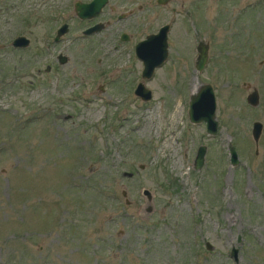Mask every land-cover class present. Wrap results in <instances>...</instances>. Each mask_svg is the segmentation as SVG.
I'll return each mask as SVG.
<instances>
[{"label": "rangeland", "instance_id": "374dc122", "mask_svg": "<svg viewBox=\"0 0 264 264\" xmlns=\"http://www.w3.org/2000/svg\"><path fill=\"white\" fill-rule=\"evenodd\" d=\"M65 2L0 0V264H264V0H109L91 19ZM165 23L168 57L143 79L134 43ZM202 83L214 135L188 117Z\"/></svg>", "mask_w": 264, "mask_h": 264}, {"label": "water", "instance_id": "95a60500", "mask_svg": "<svg viewBox=\"0 0 264 264\" xmlns=\"http://www.w3.org/2000/svg\"><path fill=\"white\" fill-rule=\"evenodd\" d=\"M108 0H90L88 2L84 1H76L74 5L75 13L80 18H92L99 14L102 7L107 3ZM167 0H157L158 3H165ZM103 22H96L86 28L83 29L82 33L85 35L91 34L93 32L99 31L104 27ZM169 24L165 23L161 25L156 32H152L147 34L144 38L140 39L136 42L134 46L136 56L142 61L143 69H142V77L150 78L155 68L162 65V63L168 57V31ZM69 29L68 22H62L60 26L56 29V33L54 35L53 40L58 41L61 36L66 33ZM127 34L125 32L122 33L121 39L125 40L127 38ZM30 42L29 38L20 34L13 38L11 44L16 47H25ZM197 55L195 59V68L197 70H201L208 58V44L203 40H199L197 45ZM59 61L65 62L67 60V56L61 53L58 54ZM46 69H49V65H47ZM135 94H137L143 100H148L152 97V91L148 88L145 83L140 81L135 87ZM246 100L250 105H256L259 101V93L256 87L248 93L246 96ZM216 110V99L213 86L210 83H202L198 89L191 94L189 99L188 106V117L191 122H200L205 121L206 131L207 133L214 135L218 130V120L215 114ZM262 122L259 120H255L252 123V137L255 142L258 141L259 136L262 131ZM229 158L231 164L239 163V158L236 149L234 146L229 143ZM205 151L206 146L204 144L199 145L196 151V155L194 157L193 167L195 169H199L205 159ZM130 174V173H129ZM124 194V193H123ZM145 195H149L150 192L148 189L144 190ZM150 206H148L149 209ZM206 246L211 248V244L206 242ZM237 248L232 247L230 251V255L234 260L238 259Z\"/></svg>", "mask_w": 264, "mask_h": 264}, {"label": "flooded vegetation", "instance_id": "af4514ba", "mask_svg": "<svg viewBox=\"0 0 264 264\" xmlns=\"http://www.w3.org/2000/svg\"><path fill=\"white\" fill-rule=\"evenodd\" d=\"M66 1H69V0H66ZM76 1H78V0H74V3H73V5H75V2ZM80 1H84V2H88V1H90V0H80ZM109 1V0H108ZM108 1H107V3H108ZM167 1H169V0H167ZM166 1V2H167ZM65 2V0H63V3ZM156 2H157V0H156ZM165 2V3H166ZM66 3V2H65ZM107 3L102 7V9H101V11L99 12V14L98 15H96V16H94V17H98L99 15H101L102 14V11H103V9H104V7L107 5ZM158 3V2H157ZM139 6H141V5H139ZM109 8L110 9H112V10H115V5H110L109 6ZM172 10L174 11L175 10V8L174 7H172ZM75 11V10H74ZM76 14V13H75ZM116 15V17L117 18H119V19H122V18H127V17H131L132 15L134 16L135 15V13L133 12V10H128L127 12H119V13H116L115 14ZM77 16V15H76ZM78 17V16H77ZM80 18V17H79ZM93 18V17H92ZM80 19H91V18H80ZM96 22H99V21H95L94 23H96ZM101 22V21H100ZM94 23H92V24H94ZM92 24H90V25H92ZM90 25H88V26H90ZM88 26H86V27H88ZM86 27H84V28H86ZM83 28V29H84ZM83 29H82V31H83ZM123 32H125V31H122L121 33H120V35H119V38H120V40H122L121 39V35H122V33ZM127 35H128V33L127 32H125ZM129 38H130V35H128L127 36V38L125 39V40H129ZM139 41V40H138ZM135 44H136V42L134 43V46H135ZM121 64H119V65H113L112 67H111V70L113 71L112 73H109V75L108 76H111V77H113V74L115 73V71H117V70H119V71H121L122 70V67L120 66ZM118 67H121V68H119L118 69ZM128 68V67H127ZM142 69H143V63H142V67H141V69H140V76L142 77ZM128 70L129 71H127L128 73H130L131 71H132V69L131 68H128ZM105 72H103V74H104ZM123 74V75H126L124 78H126V77H128L129 76V74ZM102 74V75H103ZM104 76V75H103ZM152 77V76H151ZM150 77V78H151ZM143 78V77H142ZM150 78H143V79H150ZM143 79L142 80H139V81H137V83H136V85L140 82V81H142L143 83H144V81H143ZM134 90H135V88H134ZM134 93H135V91H134Z\"/></svg>", "mask_w": 264, "mask_h": 264}, {"label": "bare ground", "instance_id": "6f19581e", "mask_svg": "<svg viewBox=\"0 0 264 264\" xmlns=\"http://www.w3.org/2000/svg\"><path fill=\"white\" fill-rule=\"evenodd\" d=\"M149 128V127H148Z\"/></svg>", "mask_w": 264, "mask_h": 264}]
</instances>
